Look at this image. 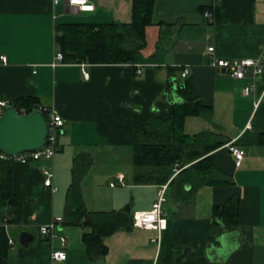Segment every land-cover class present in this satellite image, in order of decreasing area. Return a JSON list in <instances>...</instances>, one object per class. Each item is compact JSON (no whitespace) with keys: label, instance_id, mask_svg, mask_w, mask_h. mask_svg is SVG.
<instances>
[{"label":"crops","instance_id":"obj_1","mask_svg":"<svg viewBox=\"0 0 264 264\" xmlns=\"http://www.w3.org/2000/svg\"><path fill=\"white\" fill-rule=\"evenodd\" d=\"M89 1L91 12L52 0H0V101L35 98L48 116L63 120L52 161L12 163L17 204L9 224L6 209L0 208V227L5 226L13 242L7 264H178L185 251L179 264H264V67L256 77L247 74L237 80L209 68L206 55L211 46L219 59L260 58L264 0H153L146 48L133 63L62 61L52 66L59 53L57 26L131 22L133 0ZM205 10L211 12V23L203 16ZM185 79L209 112L187 118L184 132L212 134L219 147L204 157L210 156L204 167L212 165L225 183L200 187L185 197L190 185L183 190L167 186L170 178L164 184V230L121 228L102 239L104 251L98 257L89 258L82 228L63 225L76 158L84 156L90 163L80 181L87 211L150 210L164 185L135 182L132 147L140 142L145 125L170 118L171 106L183 102L178 87ZM231 145L244 151L239 165L229 152ZM97 161L99 166H128L132 172L113 169L90 183ZM43 170L53 173L56 193L44 187ZM103 181L108 188L94 200L98 206L88 205L85 190ZM233 197L238 198L237 226L214 225L213 208ZM57 219L59 235L66 239V259L61 262L51 261V243L39 232L40 226ZM52 245L59 248L57 240Z\"/></svg>","mask_w":264,"mask_h":264},{"label":"trees","instance_id":"obj_2","mask_svg":"<svg viewBox=\"0 0 264 264\" xmlns=\"http://www.w3.org/2000/svg\"><path fill=\"white\" fill-rule=\"evenodd\" d=\"M152 10L153 0H133L129 24L111 22L101 25H59L55 31V44L66 63L131 64L146 48L145 30L151 24ZM159 39L161 40V36ZM178 93L183 102L171 106L170 118L154 119L143 127L140 142L132 147V164L137 184L164 185L171 178L167 186L180 187L183 190L184 185H190V191L184 193L186 197L200 187L222 184L225 181L214 174L212 165L204 167L210 156L204 157L219 147V144L212 142V134L203 131L188 135L184 132V122L187 118L204 115L209 112V108L194 96L188 79L179 86ZM10 105L21 114H30L41 108L48 119L47 110H44L35 98H21L10 102ZM12 163V158L0 160V208L6 209V224L10 223L17 204L12 189ZM89 164L84 156L75 160L63 225L82 228V242L88 257L92 259L104 251V237L121 228L132 227L133 214L86 210L80 193V181ZM188 164L191 165L186 167ZM237 205L238 198L233 197L223 206L214 207L213 224L225 228L237 226ZM9 250L8 235L5 226H1L0 264H7Z\"/></svg>","mask_w":264,"mask_h":264},{"label":"built area","instance_id":"obj_3","mask_svg":"<svg viewBox=\"0 0 264 264\" xmlns=\"http://www.w3.org/2000/svg\"><path fill=\"white\" fill-rule=\"evenodd\" d=\"M54 4L65 2L69 7H76L80 12H91L94 10V6L90 3L89 0H52ZM203 16L208 20L209 23L212 22L211 12L209 10L203 11ZM208 67L211 69L222 70L224 73L228 74L233 79H242L245 75L250 74L253 77L258 76L262 73L264 67V45L261 50L260 58H243L235 60H226L216 58L214 55V48L208 47L206 51ZM2 61L5 59L2 57ZM63 61L62 54L56 53L54 57V62L52 66L58 65ZM84 64L81 65L82 76L87 79L88 74L84 70ZM142 71L137 70V73L140 74ZM188 75L187 68H184L181 72V77L185 78ZM251 88H244L243 94L247 95ZM9 102L0 101V115L3 109L6 106H9ZM43 111L41 108H38ZM48 123L50 125V135L45 143V145L33 152L23 153L15 158L14 160L21 162H32L39 160L52 161L54 154L58 150V139L56 133L60 131V128L63 126V120L57 115H49ZM230 154L234 157L236 164L239 165L242 158L244 157V151L234 145L228 147ZM7 157L0 154V160H6ZM42 174L44 176L43 185L48 188L51 193H56L57 188L53 183V173L49 170H43ZM117 181L122 184L123 177L121 175L117 176ZM111 187H114V183H110ZM166 185L161 186L160 190L157 193V199L152 204V207L148 211H138L134 212L132 215V226L134 228H141L145 230H154L161 232L165 228V219L163 218L162 204L165 202L164 191ZM61 221L59 219L54 220L52 223L40 226L39 232L42 236H45L51 243V252L50 259L51 261L61 262L66 259V239L59 235L58 228L60 227ZM57 240L59 243V248H55L52 245V242ZM154 242H158V238L153 239ZM8 244L13 246V242L8 240Z\"/></svg>","mask_w":264,"mask_h":264},{"label":"water","instance_id":"obj_4","mask_svg":"<svg viewBox=\"0 0 264 264\" xmlns=\"http://www.w3.org/2000/svg\"><path fill=\"white\" fill-rule=\"evenodd\" d=\"M179 88V87H178ZM60 131L56 133L59 138ZM50 135V125L44 113L36 109L30 114H21L16 108L6 106L0 115V154L15 158L23 153L41 149ZM23 242V237L20 243ZM24 245V242L22 243ZM186 251L176 260L180 261Z\"/></svg>","mask_w":264,"mask_h":264},{"label":"rangeland","instance_id":"obj_5","mask_svg":"<svg viewBox=\"0 0 264 264\" xmlns=\"http://www.w3.org/2000/svg\"><path fill=\"white\" fill-rule=\"evenodd\" d=\"M113 169H122V171L126 174L132 172V169L128 166L124 167L122 165H115V164H110V163L104 166H99V162L97 161L95 167L90 171V183H92L96 178H99L103 175H108L107 173H112ZM91 187L90 188L88 187L85 190V198H86L88 205L96 207L98 206V204L94 200H96V197L99 198V195L105 192L106 188H108V184L107 182L103 181L95 187H93L91 184Z\"/></svg>","mask_w":264,"mask_h":264}]
</instances>
